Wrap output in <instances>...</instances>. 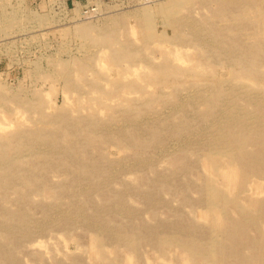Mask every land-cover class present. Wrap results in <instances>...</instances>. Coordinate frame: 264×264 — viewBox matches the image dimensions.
<instances>
[{
    "label": "rangeland",
    "instance_id": "obj_1",
    "mask_svg": "<svg viewBox=\"0 0 264 264\" xmlns=\"http://www.w3.org/2000/svg\"><path fill=\"white\" fill-rule=\"evenodd\" d=\"M0 264H264V0H0Z\"/></svg>",
    "mask_w": 264,
    "mask_h": 264
}]
</instances>
